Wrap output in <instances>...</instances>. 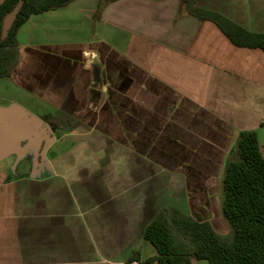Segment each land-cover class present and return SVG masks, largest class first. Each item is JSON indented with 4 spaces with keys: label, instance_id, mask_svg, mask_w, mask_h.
Segmentation results:
<instances>
[{
    "label": "crops",
    "instance_id": "1",
    "mask_svg": "<svg viewBox=\"0 0 264 264\" xmlns=\"http://www.w3.org/2000/svg\"><path fill=\"white\" fill-rule=\"evenodd\" d=\"M106 1L99 18V0H77L18 31L4 79L55 140L43 160L0 165V264L144 261L167 207L226 235L221 183L240 133L256 131L264 157L263 50L181 0ZM195 1L264 33V0Z\"/></svg>",
    "mask_w": 264,
    "mask_h": 264
},
{
    "label": "trees",
    "instance_id": "2",
    "mask_svg": "<svg viewBox=\"0 0 264 264\" xmlns=\"http://www.w3.org/2000/svg\"><path fill=\"white\" fill-rule=\"evenodd\" d=\"M77 0H6L0 8V79L9 78L19 62L17 34L34 15L67 7ZM190 15L215 23L236 46L264 51V33H253L221 14L201 9L195 0H181ZM24 5L3 40L5 18ZM106 0H99V18ZM225 236L201 216L186 215L177 208L159 212L145 231V240L156 255L142 264H264V157L256 131L240 133L234 158L223 179Z\"/></svg>",
    "mask_w": 264,
    "mask_h": 264
},
{
    "label": "water",
    "instance_id": "3",
    "mask_svg": "<svg viewBox=\"0 0 264 264\" xmlns=\"http://www.w3.org/2000/svg\"><path fill=\"white\" fill-rule=\"evenodd\" d=\"M5 1L0 0V8ZM23 5L20 2L5 18L3 40L8 37ZM54 140L51 127L26 109L18 105L0 106V164L11 158L15 159V166L27 158L35 162L43 160Z\"/></svg>",
    "mask_w": 264,
    "mask_h": 264
},
{
    "label": "rangeland",
    "instance_id": "4",
    "mask_svg": "<svg viewBox=\"0 0 264 264\" xmlns=\"http://www.w3.org/2000/svg\"><path fill=\"white\" fill-rule=\"evenodd\" d=\"M252 13L251 10H249V13ZM261 17L263 16L264 17V7H254L253 8V15H258ZM10 100H13V101H16L18 102L20 105H22L23 107H25V109H27L31 114L35 115L36 117H38L39 119H42L40 116L42 115L36 107H34L32 104H30L28 101H26V98L23 97L21 95V93L19 94V92L13 87L12 84L9 83V81H7V79H3V80H0V106L1 107H6V106H9L11 104H9ZM39 115V116H38ZM57 150V148H54L53 149V152H55ZM53 152H50L48 154V157L51 158L52 157V154ZM235 152L236 151H233L228 159V162L231 161L233 158H234V155H235ZM14 159H10L7 161V163L9 165L13 164L14 162ZM1 165V164H0ZM15 169L14 165L11 167V170L13 171ZM21 170H22V167H21ZM222 187H223V180H222ZM222 204H223V199L221 200V207H222ZM219 219H222L223 218V215H220L218 214L217 215ZM216 216V217H217ZM223 220V219H222ZM223 225H224V229L223 231L226 232V235H229L230 234V226L229 224L226 222V220L224 221L223 220ZM202 264H209L207 261H202Z\"/></svg>",
    "mask_w": 264,
    "mask_h": 264
},
{
    "label": "built area",
    "instance_id": "5",
    "mask_svg": "<svg viewBox=\"0 0 264 264\" xmlns=\"http://www.w3.org/2000/svg\"><path fill=\"white\" fill-rule=\"evenodd\" d=\"M129 264H142L141 261H133V262H130Z\"/></svg>",
    "mask_w": 264,
    "mask_h": 264
}]
</instances>
